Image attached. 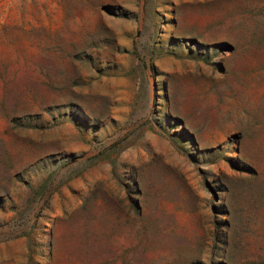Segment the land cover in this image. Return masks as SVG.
<instances>
[{
  "label": "rangeland",
  "instance_id": "1",
  "mask_svg": "<svg viewBox=\"0 0 264 264\" xmlns=\"http://www.w3.org/2000/svg\"><path fill=\"white\" fill-rule=\"evenodd\" d=\"M0 264H264V0H0Z\"/></svg>",
  "mask_w": 264,
  "mask_h": 264
},
{
  "label": "crops",
  "instance_id": "2",
  "mask_svg": "<svg viewBox=\"0 0 264 264\" xmlns=\"http://www.w3.org/2000/svg\"><path fill=\"white\" fill-rule=\"evenodd\" d=\"M223 43H225V42H222L219 45L223 46L224 45ZM220 66H222V65L220 64ZM249 66L250 65H248V62L245 60V61H242L241 64H239V65L236 64L234 66V70L239 71L240 73H246V68L249 67ZM227 67L226 66L225 67H222L221 68V72H226V70L229 68V67L228 68Z\"/></svg>",
  "mask_w": 264,
  "mask_h": 264
}]
</instances>
